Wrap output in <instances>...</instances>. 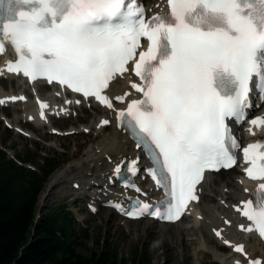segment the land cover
<instances>
[{"label":"snow or ice","instance_id":"obj_1","mask_svg":"<svg viewBox=\"0 0 264 264\" xmlns=\"http://www.w3.org/2000/svg\"><path fill=\"white\" fill-rule=\"evenodd\" d=\"M168 4L170 13L149 17L143 0H0V52L10 42L18 58L9 59L7 69L23 70L32 80L58 81L113 108L120 127L151 157L147 172L167 193L163 211L159 204L141 201L127 215L151 211L175 220L191 201L200 199L197 186L206 170L237 163L232 149L241 144L229 118L242 121L248 115L254 77L264 91V0ZM145 37L150 43L141 50ZM128 70L140 82L130 81L128 90L111 97L106 91L110 83ZM132 88L142 96L130 99L126 108H116L113 99L124 101ZM40 105L45 116L47 102L41 100ZM250 123L264 125V114ZM100 124L110 121L103 118ZM243 154L249 162L247 175L264 181V141L247 144ZM138 160H131L133 173ZM122 167L123 162L117 163L116 175ZM256 191L255 202L249 198L236 205L251 221L239 227L264 235V182ZM109 203L125 210L120 202ZM216 232L223 237L221 229ZM225 242L233 245L232 240ZM234 248L249 256L243 243ZM248 264L264 260L253 257Z\"/></svg>","mask_w":264,"mask_h":264},{"label":"bare ground","instance_id":"obj_2","mask_svg":"<svg viewBox=\"0 0 264 264\" xmlns=\"http://www.w3.org/2000/svg\"><path fill=\"white\" fill-rule=\"evenodd\" d=\"M165 1L145 0V3L150 11H161L164 8ZM132 80L133 78L129 75L118 77L115 82H112L109 93L113 95L128 90ZM15 81L17 86L15 90L17 91L23 87V92L29 96H31L30 92L36 89V87L27 89L23 82L18 79H15ZM37 88L41 91L40 86H37ZM41 98L47 102L45 111L48 113L49 122L46 124L50 125H54V122L57 123V120H52V115L64 116L75 109H82L83 106L76 99H72L71 104L65 105L60 91H49L47 94H42ZM88 103L84 102L86 105ZM18 104L20 108L22 107L20 116L35 120L37 124L43 123L38 121L40 116L36 113L30 99H27L24 103L18 102ZM77 104H79V107ZM13 106H16V103H13ZM91 108L94 109L92 118L85 123H79L80 121H78L75 126H71L68 129L73 128L79 131L88 129L91 133L97 135L96 140L87 149H84L78 157L69 160L68 163L53 174L42 192L41 200L46 201L47 196L49 197L50 194L55 193L63 197L70 196L75 200L81 195V191L69 188V186L73 182H78L83 190L87 184L92 182V191L88 195L93 200V204L96 205V202L99 201L98 199L113 202L124 201L123 191L115 186H107L105 180L113 172V163L125 157L132 158L138 154V150L134 148V143L129 141L126 135L118 130L113 119L114 113L111 114L110 110L102 109L92 103ZM262 113H264V104L261 109L258 108L256 110L254 115ZM103 118L111 119L110 126L106 127L100 124ZM74 120L77 121L76 119ZM13 122L17 123L15 120ZM106 128L110 129L107 131ZM263 128L261 127L257 131L262 129L261 132H263ZM29 133L32 134L31 132ZM239 133L242 140H244L246 133L242 132L241 128H239ZM59 183H62V185H58ZM249 188L251 187L241 180L237 168L224 171L221 176H217V173H208L199 187L200 200L198 203L190 206L188 213L178 222L174 224L162 223L157 227L159 234L164 235L162 239L164 244L170 243L171 245L173 235H175L180 239L181 247L178 250L180 254H184L187 251L191 252L195 261H199L203 254L209 253L212 258L231 263L235 253H231V251L221 252L220 244L223 243L231 249L235 243L243 242L245 250L251 257L261 256L264 260V247L259 241H255L252 234L246 235L244 233V230L239 227L243 223L237 218L236 205L241 200L249 199L250 194L246 192ZM105 190L110 191L109 195H101ZM79 218L82 219L84 216ZM140 220H136L137 225L141 224ZM228 221H231V223L229 224ZM125 222H128V220H125ZM218 228L222 230L223 237L217 234L216 229ZM138 231L136 229L134 234L138 235ZM226 240H232L233 245L227 244ZM241 264H244V260L241 261Z\"/></svg>","mask_w":264,"mask_h":264},{"label":"trees","instance_id":"obj_3","mask_svg":"<svg viewBox=\"0 0 264 264\" xmlns=\"http://www.w3.org/2000/svg\"><path fill=\"white\" fill-rule=\"evenodd\" d=\"M45 178L7 160L0 150V264H128L116 247L80 253V234L62 208L37 215ZM85 235V234H84ZM129 264H151L139 254Z\"/></svg>","mask_w":264,"mask_h":264},{"label":"rangeland","instance_id":"obj_4","mask_svg":"<svg viewBox=\"0 0 264 264\" xmlns=\"http://www.w3.org/2000/svg\"><path fill=\"white\" fill-rule=\"evenodd\" d=\"M0 84H2L5 88H8L9 85L8 81L4 80H1ZM3 113L12 118L15 114H19V110L12 107L0 108V115ZM18 123L20 124L22 121ZM25 124L27 126L30 125L29 123ZM45 131H47L46 128H38V130H36V134H38V136L41 135L44 139V142H41L32 138H23L14 131H7V128L1 125L0 146L3 147L4 143L7 150H9L14 156L16 154H23L29 149L34 152L32 154H35L34 142L38 141V147L42 146V152L37 149V162L39 161L42 153H49V155L52 154L53 156H58L59 158L57 159L59 161L68 162L72 158L78 157L82 152L79 150V152L75 155L74 151L79 149L80 146V149H83L85 146H87V139L89 137L87 135L83 136L81 133L72 134L69 136L56 138L57 140L53 141L54 136L47 133L42 134V132ZM78 142H81V145H79ZM54 143H60L64 151L57 150L56 148L59 147L57 145H51ZM8 156L11 157L9 154ZM48 181L49 178L44 183V186L38 195L37 203L39 204L38 207H40V214L42 211L44 212L49 208H54L65 204V206H67L66 209H70L73 215L75 214L76 217L78 216L76 215L77 212L80 213V215L83 214L87 216L86 221L83 222L77 220L74 223V228L79 230L81 234V243L77 248L80 253L89 254L91 251L101 250L103 247H105V244H107L108 246L116 247L121 258H125L128 261V264L135 256H138L140 253H142L141 250L144 251V254L151 256L152 264H194V258L190 252L179 254V240L175 235H173V242L171 245L170 243L164 244L162 240L164 235H160L156 231L157 225L155 223L148 224L145 222L146 220H142L140 225H137L136 221L125 223L123 219L117 217L115 213H108V211H104L105 209H102V212L99 214L92 215L88 212L86 207H83L85 205L83 200L79 199L77 202L70 201L69 198L66 199L56 193V195L50 194L49 197L47 196L46 201L41 200V196H43L42 192L45 190ZM77 207H83V211L77 210ZM84 227L87 228L86 236L83 234V230L85 229ZM136 229L139 230L138 235L134 234ZM208 259L209 257L204 255L202 263L207 264Z\"/></svg>","mask_w":264,"mask_h":264}]
</instances>
